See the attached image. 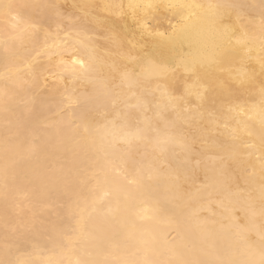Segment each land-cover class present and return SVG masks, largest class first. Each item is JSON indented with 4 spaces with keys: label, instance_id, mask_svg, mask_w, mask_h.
<instances>
[{
    "label": "bare ground",
    "instance_id": "6f19581e",
    "mask_svg": "<svg viewBox=\"0 0 264 264\" xmlns=\"http://www.w3.org/2000/svg\"><path fill=\"white\" fill-rule=\"evenodd\" d=\"M262 237L264 0H0V264H261Z\"/></svg>",
    "mask_w": 264,
    "mask_h": 264
},
{
    "label": "snow or ice",
    "instance_id": "6c2138e0",
    "mask_svg": "<svg viewBox=\"0 0 264 264\" xmlns=\"http://www.w3.org/2000/svg\"><path fill=\"white\" fill-rule=\"evenodd\" d=\"M262 240H264V237H262ZM262 255H264V249H262ZM261 264H264V260L261 261Z\"/></svg>",
    "mask_w": 264,
    "mask_h": 264
},
{
    "label": "rangeland",
    "instance_id": "374dc122",
    "mask_svg": "<svg viewBox=\"0 0 264 264\" xmlns=\"http://www.w3.org/2000/svg\"><path fill=\"white\" fill-rule=\"evenodd\" d=\"M60 206V205H59Z\"/></svg>",
    "mask_w": 264,
    "mask_h": 264
}]
</instances>
